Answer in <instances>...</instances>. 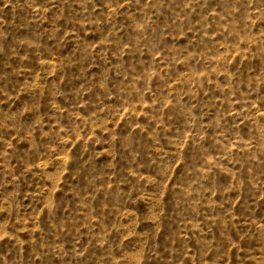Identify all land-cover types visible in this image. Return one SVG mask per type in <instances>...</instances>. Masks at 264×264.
Wrapping results in <instances>:
<instances>
[{"label": "rangeland", "instance_id": "374dc122", "mask_svg": "<svg viewBox=\"0 0 264 264\" xmlns=\"http://www.w3.org/2000/svg\"><path fill=\"white\" fill-rule=\"evenodd\" d=\"M0 264H264V0H0Z\"/></svg>", "mask_w": 264, "mask_h": 264}]
</instances>
